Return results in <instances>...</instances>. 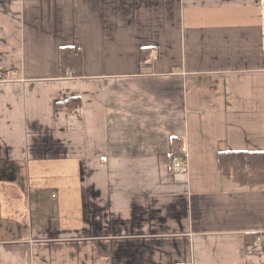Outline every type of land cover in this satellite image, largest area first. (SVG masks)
Masks as SVG:
<instances>
[{"label":"crops","instance_id":"obj_1","mask_svg":"<svg viewBox=\"0 0 264 264\" xmlns=\"http://www.w3.org/2000/svg\"><path fill=\"white\" fill-rule=\"evenodd\" d=\"M235 150L264 151V0H0V264H264Z\"/></svg>","mask_w":264,"mask_h":264},{"label":"trees","instance_id":"obj_2","mask_svg":"<svg viewBox=\"0 0 264 264\" xmlns=\"http://www.w3.org/2000/svg\"><path fill=\"white\" fill-rule=\"evenodd\" d=\"M60 63L63 71L72 70L75 74L83 72L82 51L74 50L73 47L60 48ZM144 50H142V57ZM66 101L63 104L66 105ZM61 104V103H60ZM182 139L175 138L172 141L171 159L174 156L184 155ZM219 164L227 176L233 177L243 184H264V151H223L219 153ZM257 235H248V240L256 239Z\"/></svg>","mask_w":264,"mask_h":264},{"label":"built area","instance_id":"obj_3","mask_svg":"<svg viewBox=\"0 0 264 264\" xmlns=\"http://www.w3.org/2000/svg\"><path fill=\"white\" fill-rule=\"evenodd\" d=\"M171 160V169L173 170V172L186 173L188 171L189 161L187 159L186 154L181 156H174Z\"/></svg>","mask_w":264,"mask_h":264},{"label":"rangeland","instance_id":"obj_4","mask_svg":"<svg viewBox=\"0 0 264 264\" xmlns=\"http://www.w3.org/2000/svg\"><path fill=\"white\" fill-rule=\"evenodd\" d=\"M24 203L26 202V201H23ZM25 213H27L28 215H29V211H27V210H25ZM122 264H129V263H124V262H122Z\"/></svg>","mask_w":264,"mask_h":264}]
</instances>
